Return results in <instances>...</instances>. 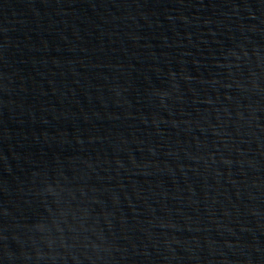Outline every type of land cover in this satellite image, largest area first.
Returning a JSON list of instances; mask_svg holds the SVG:
<instances>
[{
  "label": "water",
  "instance_id": "water-1",
  "mask_svg": "<svg viewBox=\"0 0 264 264\" xmlns=\"http://www.w3.org/2000/svg\"><path fill=\"white\" fill-rule=\"evenodd\" d=\"M0 264H264V0H0Z\"/></svg>",
  "mask_w": 264,
  "mask_h": 264
}]
</instances>
